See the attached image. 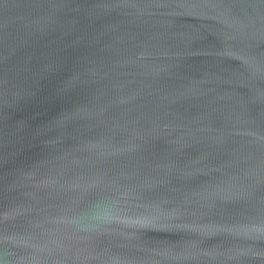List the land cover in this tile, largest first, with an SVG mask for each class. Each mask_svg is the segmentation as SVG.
Instances as JSON below:
<instances>
[{"label": "water", "instance_id": "1", "mask_svg": "<svg viewBox=\"0 0 264 264\" xmlns=\"http://www.w3.org/2000/svg\"><path fill=\"white\" fill-rule=\"evenodd\" d=\"M0 264H264V0H0Z\"/></svg>", "mask_w": 264, "mask_h": 264}]
</instances>
